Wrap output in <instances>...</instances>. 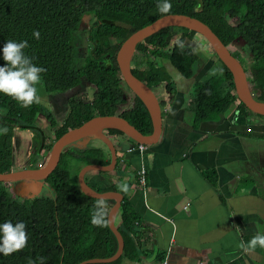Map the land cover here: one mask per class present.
I'll return each instance as SVG.
<instances>
[{
    "label": "trees",
    "instance_id": "obj_1",
    "mask_svg": "<svg viewBox=\"0 0 264 264\" xmlns=\"http://www.w3.org/2000/svg\"><path fill=\"white\" fill-rule=\"evenodd\" d=\"M157 3L158 0H0V45L7 39H26L25 54L33 58V63L46 68L41 74L44 92L74 93L60 123L52 113L46 115L38 102L22 107L10 97L0 95V126L8 128L7 133L0 134V173L13 171L15 132L30 130L39 134L33 153L38 158L30 168L43 165H37L42 153H49L64 133L96 116H119L143 135H149L152 123L144 104L134 95L131 106L123 107L126 104L124 82L116 54L120 44L132 32L164 15L180 14L198 19L216 34L233 56L231 44L242 41L251 58L250 66L244 68L250 77L249 87L255 99L264 102V0H170L171 8L167 13H160ZM86 16H92L94 21L88 28V48L83 64L76 66L74 41ZM33 29L39 31V39L32 38ZM196 36L195 32L185 28H166L141 41L131 60L133 75L151 90L173 87L168 72L171 68L183 78H192L199 58L196 46L191 43ZM204 43L209 46L205 40ZM212 55L216 57L214 52ZM221 66L217 76L193 85L194 95L187 106L196 126L225 114L234 105L238 114H253L237 99L232 76L225 66ZM81 84L82 88H78ZM85 85L93 89L91 100L76 96L79 90L86 89ZM38 116L45 119L46 128L52 131L51 140L36 124ZM103 133L115 147L117 137L127 139L118 130L107 129ZM72 160L76 161L73 167ZM109 162L110 154L102 142L101 147L69 145L64 148L57 167L43 182L54 191L53 198H37L25 191L22 196L11 183H0V222L22 220L27 235L23 248L0 255V264H29L30 260L41 264V256L45 258L43 264H79L114 255L118 244L108 222L104 226H93L89 222L91 207L97 199L83 194L77 182L82 167L105 166ZM206 176L214 179L212 173ZM89 187L101 193L116 191L114 186ZM103 201L107 218L114 202ZM114 220L115 226L120 221L116 227L124 246L122 255L107 264H127L137 260L141 239L139 218L125 197Z\"/></svg>",
    "mask_w": 264,
    "mask_h": 264
},
{
    "label": "crops",
    "instance_id": "obj_2",
    "mask_svg": "<svg viewBox=\"0 0 264 264\" xmlns=\"http://www.w3.org/2000/svg\"><path fill=\"white\" fill-rule=\"evenodd\" d=\"M220 69L205 55L192 78L169 72L173 87L154 90L161 106L158 141L139 151L119 136L115 169L85 174L93 188L114 186L139 218L140 255L127 264H264V249L237 247L264 231V117L238 114L234 105L196 126L187 106L193 85ZM142 168L143 186L137 183Z\"/></svg>",
    "mask_w": 264,
    "mask_h": 264
},
{
    "label": "water",
    "instance_id": "obj_3",
    "mask_svg": "<svg viewBox=\"0 0 264 264\" xmlns=\"http://www.w3.org/2000/svg\"><path fill=\"white\" fill-rule=\"evenodd\" d=\"M166 28H185L201 36L211 47L217 59L225 66L232 76V83L237 99L253 114L264 117V102H260L252 95L245 69L239 60L233 56L228 48L221 42L216 34L203 22L196 18L168 14L156 19L151 24L132 32L121 44L116 54V63L124 84L146 107L151 123L152 132L143 135L127 120L119 116H96L81 124L79 127L68 130L58 138L50 152L46 162L38 168H26L20 171L0 173V183H15L27 181L25 193L36 195L41 189V183L57 167L61 153L69 145H80L88 148V143L97 139L102 142L110 154L108 165H87L80 169L77 181L80 191L94 199L113 200L114 204L108 212V227L117 240V251L108 258H93L79 264H107L116 261L123 252L124 242L117 227L114 225L115 213L119 210L122 202V194L114 191L96 192L91 189L84 180L87 171L111 172L117 164L116 147L113 142L103 133L104 130L114 129L122 132L128 140L142 144H155L161 133V106L155 93L141 80L135 77L131 71V60L135 47L141 41L151 37Z\"/></svg>",
    "mask_w": 264,
    "mask_h": 264
},
{
    "label": "clouds",
    "instance_id": "obj_4",
    "mask_svg": "<svg viewBox=\"0 0 264 264\" xmlns=\"http://www.w3.org/2000/svg\"><path fill=\"white\" fill-rule=\"evenodd\" d=\"M170 8V0H158L157 10L160 13H167ZM31 35L32 38L39 39L40 33L37 29H33ZM27 46L26 39L19 41L7 39L0 45V95L10 97L22 107L39 102L37 85L42 80L41 74L46 71L45 67L33 63V58L25 54L24 49ZM7 131L6 126H0V134ZM89 222L93 226H104L108 222L102 199H98L91 207ZM26 240L24 221L0 222V255H8L23 248ZM237 247L245 252L253 251L258 247L264 249V231L257 230L249 240L239 242ZM44 259L42 256L39 257L41 264ZM29 264L34 262L30 260Z\"/></svg>",
    "mask_w": 264,
    "mask_h": 264
},
{
    "label": "rangeland",
    "instance_id": "obj_5",
    "mask_svg": "<svg viewBox=\"0 0 264 264\" xmlns=\"http://www.w3.org/2000/svg\"><path fill=\"white\" fill-rule=\"evenodd\" d=\"M93 21L94 19L92 16H86L82 21V24L80 27L81 30L75 37L74 46L76 48V53H77V57L75 60L76 66H81L83 64V60H84L83 57L85 56L86 50L88 48L87 32H88V28L93 24ZM196 37H197V40L195 38L194 41H191V43L196 46L199 52L198 53L199 58L204 61L205 55L207 57H211L213 60H216V63H218L219 67L222 68L221 64L216 59V57L212 55L213 52L210 46L205 45V43L203 42L204 40L202 39L201 36L197 35ZM230 47L232 51L234 52V56L244 64V65L242 64L243 67L248 68L251 63V58H250L248 48L244 45V43L240 40L234 41ZM168 72L177 73L176 70L172 68ZM247 79L250 81V77L247 76ZM82 85L83 84H81L78 88H82L81 87ZM85 86H86V89L79 90L76 96L79 98H84L85 100H91L93 96V89H90L87 85ZM123 87L126 93L130 91L125 84H123ZM37 88H38V94L40 96V100L38 103L42 105L43 110L46 112V115L52 113L54 119L58 123H60L62 121L63 116L66 113L67 102L69 99H71V96H73L74 93L72 94L70 91H68L70 95L68 94L63 100L61 95H63L64 93L63 94L45 93L43 86L41 84V81L38 83ZM153 90H155V88ZM190 95L192 96L194 95L193 88L190 91ZM133 97H134L133 93L131 94V96L128 93L125 95L126 104L123 106L125 109L131 106L133 99H134ZM63 106L65 107L64 109H63ZM44 122H45V119L39 117L38 120L36 121V124H38V126L45 131L44 133H45L46 138L49 137V139L51 140V137L53 135L51 133L52 131L49 128L48 129L46 128L45 126L46 124ZM38 135L39 134H36L35 132L30 131V130L15 132L13 139H12V169L13 171H20V170L32 167L33 163L38 158V155L35 156L33 154L36 151L34 144L36 141L39 140ZM91 141H95L94 146L101 147V142L99 140L93 139ZM74 145L77 146V144H74ZM48 156H49V153L45 154V160L41 164L45 163ZM75 162H73V160L71 161L72 167L75 165ZM72 163L74 164L72 165ZM10 185L14 190H16V192L19 195L24 196L23 195L24 188L28 185V182L27 181L15 182V183H11ZM28 193H25V194H28ZM54 196L55 194L52 188L48 184L42 182L40 191L33 197L53 198Z\"/></svg>",
    "mask_w": 264,
    "mask_h": 264
},
{
    "label": "built area",
    "instance_id": "obj_6",
    "mask_svg": "<svg viewBox=\"0 0 264 264\" xmlns=\"http://www.w3.org/2000/svg\"><path fill=\"white\" fill-rule=\"evenodd\" d=\"M130 141V140H129ZM132 145L134 147H136L139 151H143L146 147V145H142V144H138V143H135V142H132ZM145 170L142 168L141 170H139L137 172V183L141 186L145 185L146 183V177H145ZM162 264H167L166 261H163Z\"/></svg>",
    "mask_w": 264,
    "mask_h": 264
},
{
    "label": "flooded vegetation",
    "instance_id": "obj_7",
    "mask_svg": "<svg viewBox=\"0 0 264 264\" xmlns=\"http://www.w3.org/2000/svg\"><path fill=\"white\" fill-rule=\"evenodd\" d=\"M153 91V90H152ZM154 92V91H153ZM61 94H63V93H61ZM69 93L68 92H65L63 95H61L62 96V98H63V100H64V98L68 95ZM70 95V94H69ZM156 95V94H155Z\"/></svg>",
    "mask_w": 264,
    "mask_h": 264
}]
</instances>
